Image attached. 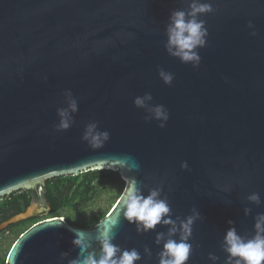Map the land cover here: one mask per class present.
<instances>
[{"label":"water","instance_id":"water-1","mask_svg":"<svg viewBox=\"0 0 264 264\" xmlns=\"http://www.w3.org/2000/svg\"><path fill=\"white\" fill-rule=\"evenodd\" d=\"M189 2L0 0V198L18 190L33 197L24 212L0 224V232L49 215L47 180L98 169L118 171L125 187L134 179L144 195L162 184L173 219L199 211L186 264H213L209 253L224 264L229 220L238 234H254V217L264 213V0H202L215 11L200 17L208 36L196 68L164 47L171 12ZM159 68L174 75L170 85ZM65 90L78 111L68 130L57 131ZM145 93L152 105L168 110L165 127L145 121V110L134 105ZM93 121L110 134L95 150L82 140ZM254 192L260 205L247 201ZM246 207L252 210L247 216ZM120 209L118 198L90 228L64 217L40 220L19 236L7 264H68L79 253L72 243L77 229L98 251L97 225L110 223ZM115 231V244L140 252L135 264H157L162 245L155 236L166 227L137 233L121 216ZM63 252L68 257L61 260Z\"/></svg>","mask_w":264,"mask_h":264},{"label":"clouds","instance_id":"clouds-1","mask_svg":"<svg viewBox=\"0 0 264 264\" xmlns=\"http://www.w3.org/2000/svg\"><path fill=\"white\" fill-rule=\"evenodd\" d=\"M214 11L211 3L202 0H190L186 9L172 11L165 29L167 39L164 47L168 55L178 58L182 63H190L194 68L198 67L201 61L198 49L206 46L208 36L206 22L200 17ZM247 27L250 29L254 27L251 21L248 22ZM250 34L255 36L257 33L252 31ZM158 75L166 85H170L174 79V75L163 68L158 69ZM63 95L67 107L57 109L59 117V123L55 125L57 131L68 130L74 122L72 114L78 111V103L71 90H65ZM152 99L151 93H145L142 97L137 96L133 103L137 108L145 110L147 113L144 117L145 121L155 119L160 122L159 127L163 128L169 119L168 110L162 104L152 105L150 103ZM109 139V132L100 131L97 122H89L85 126L82 140L90 148L94 150L102 148ZM181 168H188L186 161L181 163ZM135 169H139L138 164ZM162 193L163 185L160 184L150 188L148 194L144 195L138 182L134 179L130 180L119 197L120 212L110 223L97 225L98 251L92 248L87 233L74 230L75 238L72 243L79 249V253L76 258L68 259V264H135L140 261L142 257L136 248L122 249L114 243L115 230L121 216L135 226L137 233L154 231L158 225L166 227V232H157L155 236V244L162 245L157 253V264H186L193 251V246L189 243L193 225L196 220L202 218L201 214L194 207L191 209V214L185 218L181 219L177 216L173 219L168 197ZM247 201L260 205V194L256 192L249 194ZM251 211V208H244L245 216ZM228 224L230 227L225 231L221 242V249L226 253L224 264H264V213L255 215L254 234L251 236L238 234L232 220H229ZM143 251L151 260L150 248L145 246ZM67 257L68 253L63 252L60 259L64 260ZM208 259L216 264L219 257L209 253Z\"/></svg>","mask_w":264,"mask_h":264},{"label":"trees","instance_id":"trees-1","mask_svg":"<svg viewBox=\"0 0 264 264\" xmlns=\"http://www.w3.org/2000/svg\"><path fill=\"white\" fill-rule=\"evenodd\" d=\"M123 183L125 184L118 171L98 169L89 170L77 176H59L47 180L44 185V196L51 204L49 215L10 225L7 230L1 231L0 264H7L8 254L23 232L40 220L58 216L62 211L73 212L71 216L65 217V220L72 226L90 228L96 225L108 215L109 208L93 214H87L86 208L98 201L104 194L111 195L116 186H119L121 190ZM118 194L112 198L111 203L116 200ZM32 200V193L25 190H18L0 198V224L24 212ZM79 207L82 208L80 211H78ZM5 240L11 241L9 243L11 247L7 253L2 250L1 245V242Z\"/></svg>","mask_w":264,"mask_h":264},{"label":"rangeland","instance_id":"rangeland-1","mask_svg":"<svg viewBox=\"0 0 264 264\" xmlns=\"http://www.w3.org/2000/svg\"><path fill=\"white\" fill-rule=\"evenodd\" d=\"M125 184L123 183L122 185V189L120 190L119 186H116L114 189V192L111 195H103L98 201L94 202L91 206L89 205V207L86 208V213L87 214H93L94 212H98V211H104L105 209L109 208V210L111 211V209L113 208L114 204L116 203L117 199L119 198V196L121 195L122 191L124 190ZM119 193V194H118ZM116 200L114 202L111 203L112 198L117 195ZM82 208L79 207L78 211H80ZM73 214V212L71 211H62V213H60L57 217H67V216H71ZM11 241L5 240L2 241L1 245H2V250L6 251V253L10 250L11 245L9 246V243ZM12 244V243H11Z\"/></svg>","mask_w":264,"mask_h":264},{"label":"flooded vegetation","instance_id":"flooded-vegetation-1","mask_svg":"<svg viewBox=\"0 0 264 264\" xmlns=\"http://www.w3.org/2000/svg\"><path fill=\"white\" fill-rule=\"evenodd\" d=\"M35 218H37V217H35Z\"/></svg>","mask_w":264,"mask_h":264}]
</instances>
